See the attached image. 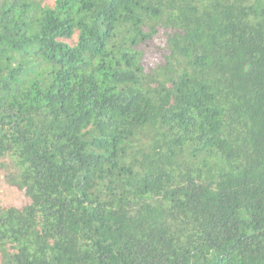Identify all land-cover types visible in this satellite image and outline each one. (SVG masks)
Returning a JSON list of instances; mask_svg holds the SVG:
<instances>
[{
    "label": "trees",
    "instance_id": "16d2710c",
    "mask_svg": "<svg viewBox=\"0 0 264 264\" xmlns=\"http://www.w3.org/2000/svg\"><path fill=\"white\" fill-rule=\"evenodd\" d=\"M1 173L0 264H264V0H0Z\"/></svg>",
    "mask_w": 264,
    "mask_h": 264
},
{
    "label": "rangeland",
    "instance_id": "374dc122",
    "mask_svg": "<svg viewBox=\"0 0 264 264\" xmlns=\"http://www.w3.org/2000/svg\"><path fill=\"white\" fill-rule=\"evenodd\" d=\"M4 164L7 168L10 167V161L8 159L4 160ZM0 175V205H14L15 207H21L22 203L25 201L23 192L9 185L5 180L3 173Z\"/></svg>",
    "mask_w": 264,
    "mask_h": 264
}]
</instances>
